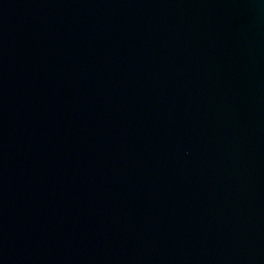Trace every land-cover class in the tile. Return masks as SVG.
Returning <instances> with one entry per match:
<instances>
[{"label":"water","instance_id":"water-1","mask_svg":"<svg viewBox=\"0 0 264 264\" xmlns=\"http://www.w3.org/2000/svg\"><path fill=\"white\" fill-rule=\"evenodd\" d=\"M0 264H264V0H0Z\"/></svg>","mask_w":264,"mask_h":264}]
</instances>
